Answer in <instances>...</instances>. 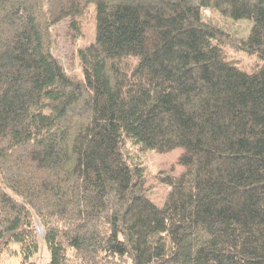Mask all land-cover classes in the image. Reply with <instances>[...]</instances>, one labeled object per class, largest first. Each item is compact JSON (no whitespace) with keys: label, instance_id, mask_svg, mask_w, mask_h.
Returning <instances> with one entry per match:
<instances>
[{"label":"trees","instance_id":"1","mask_svg":"<svg viewBox=\"0 0 264 264\" xmlns=\"http://www.w3.org/2000/svg\"><path fill=\"white\" fill-rule=\"evenodd\" d=\"M205 9L253 22L252 73ZM91 10L70 75L51 29ZM129 142L183 149L163 207ZM42 242L45 264H264V0H0V262Z\"/></svg>","mask_w":264,"mask_h":264},{"label":"rangeland","instance_id":"2","mask_svg":"<svg viewBox=\"0 0 264 264\" xmlns=\"http://www.w3.org/2000/svg\"><path fill=\"white\" fill-rule=\"evenodd\" d=\"M205 21L220 28L226 33L223 47L226 49L228 58L244 71L252 73L261 60L257 53H249L240 45L242 40L248 38L253 22L249 19L233 20L215 9L204 10ZM81 25L73 26L71 19H65L52 27L53 53L63 63L68 74L72 75L81 71L78 51L90 44L96 36V19L91 10L81 20ZM127 152L132 162L141 163L146 167L147 185L149 197L158 206L163 207L167 202L172 188L183 182L180 174L184 167L178 162L183 152L182 148H176L169 152L156 150L142 151L132 142L127 144ZM172 177V178H170ZM39 232L43 237V230ZM20 247L12 245L8 253H5L0 264H45L50 253L42 242L40 251L30 261L22 262L19 255Z\"/></svg>","mask_w":264,"mask_h":264}]
</instances>
